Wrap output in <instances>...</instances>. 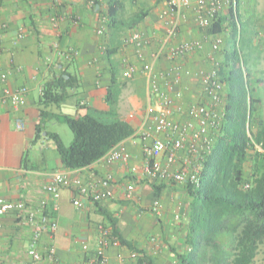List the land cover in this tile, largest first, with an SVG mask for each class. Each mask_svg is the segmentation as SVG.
Here are the masks:
<instances>
[{"label": "crops", "instance_id": "0c3cea01", "mask_svg": "<svg viewBox=\"0 0 264 264\" xmlns=\"http://www.w3.org/2000/svg\"><path fill=\"white\" fill-rule=\"evenodd\" d=\"M121 1V20H129L141 11L147 13L136 29L151 36L148 50H155L164 34L160 14L169 0H153L149 4L145 0ZM135 3L137 9L129 10V5ZM101 4L98 12L99 6L95 9L90 0H1L0 74L6 73L7 78L0 77V94L5 88L13 91L27 87V92L18 106L9 101L0 102V197L24 201L37 210L44 231L35 245L43 256L37 261L29 253L33 246V226L22 224L17 211L8 212L0 226V264H48L46 256L52 245L57 249L59 264H98L94 256L99 226L107 224V213L119 220L124 237L133 241L145 257H151L154 264H177L176 253L186 249L184 240L190 199L183 184L156 182L140 175L135 197L127 199L125 196L126 186L133 178L131 167L143 161V143L137 131L143 122L149 96L135 45L124 42V38L136 29L121 31L115 42L109 34L99 35L97 31L107 11L106 2L101 1ZM197 27L191 9L174 41L204 40V50L179 60L192 70L209 66L206 60L213 40V36L203 37ZM114 48L116 50L110 56L108 51ZM66 51L72 54L69 57L63 55ZM131 64H135L138 71L133 77L126 78L124 71ZM170 64L162 58L158 67L165 69ZM113 72L119 95L112 111L107 95ZM67 73L76 77L74 82L78 88L60 104L48 106L50 114L43 120L40 101L44 85L59 75L68 76ZM180 86L184 93V108L191 100L201 98L200 85L195 78L185 77ZM85 114L109 120L121 118L135 128V133L124 140L132 153L130 163L116 162L107 166L96 161L88 167L69 170L63 166L58 152L38 151L37 145L45 144L47 133L44 131L41 137L38 136V123L47 131L61 135L57 125L63 121L58 116ZM185 117L180 116L181 119ZM20 123H24L23 129L19 128ZM57 171L85 179L94 174L112 173L114 196L99 203L83 200L82 205L76 207L72 202L73 191L59 187L56 199L50 185ZM157 184L162 187L159 199L164 213L161 217L151 211L152 203L157 199L154 186ZM54 221L58 227L52 233ZM84 244H88L87 250L83 248ZM130 251L125 246H110L107 249L110 264H121L118 254L128 255ZM130 264L148 263L143 256Z\"/></svg>", "mask_w": 264, "mask_h": 264}, {"label": "trees", "instance_id": "16d2710c", "mask_svg": "<svg viewBox=\"0 0 264 264\" xmlns=\"http://www.w3.org/2000/svg\"><path fill=\"white\" fill-rule=\"evenodd\" d=\"M104 1L107 4L105 34L113 42L121 31L136 29L147 16L141 11L129 20H121L122 1ZM239 4L240 0H232L207 28L213 40L216 35L224 37L233 30V41L225 44L224 39L215 53L218 62L215 67L224 84V116L214 132L212 147L197 158V180L183 184L190 199V212L184 240L186 249L176 253L177 264H255L264 245V77L256 73L253 54L258 45L245 27ZM101 5L97 1L94 8L99 6V12ZM115 50L108 54L111 56ZM207 63H210L208 57ZM208 65L203 70L210 69ZM67 75L69 78L59 75L44 85L40 101L43 120L50 114L48 106L60 104L78 88L76 77ZM118 87L113 72L107 95L112 111L118 99ZM58 117L74 134L71 145H65L57 132L47 131L41 123L37 125L38 136L47 132L46 137L54 140L63 166L69 170L92 165L135 133V128L121 118L103 121L91 114ZM154 186L159 199L162 187ZM106 216L111 239L138 252L139 259L144 256L148 264H154L151 257H145L133 241L124 237L119 220L110 213Z\"/></svg>", "mask_w": 264, "mask_h": 264}, {"label": "built area", "instance_id": "2783aa9c", "mask_svg": "<svg viewBox=\"0 0 264 264\" xmlns=\"http://www.w3.org/2000/svg\"><path fill=\"white\" fill-rule=\"evenodd\" d=\"M97 1L104 0H90L92 7H95ZM231 3L232 0H197L196 3L194 0H169L160 14L164 34L155 50H148L152 38L143 30H134L124 38L125 43L135 45V54L146 78L149 96L143 122L137 131L143 143V161L142 164L131 167L133 178L126 186L127 199L135 197L137 178H140V175L156 182L171 181L184 184L187 181L197 180L196 172L199 170L197 158L203 151L210 150L212 147L214 132L220 127L224 116V84L220 81L215 67L218 65L215 53L222 47L224 37L216 35L212 41L208 54L210 62L208 70H192L179 61L187 55L204 50V40L174 41L187 19L188 11L194 10L199 27L207 29L213 24L218 14ZM106 21L105 15L97 31L99 35H105ZM71 54V51L63 52V55L67 57ZM162 58L171 62L165 69L158 67ZM137 71V66L131 64L124 71V77L131 78ZM0 77L5 80L7 74L1 73ZM185 77L195 78L200 82L202 93V97L191 100L187 108H184L182 103L184 93L180 86ZM26 92L27 87H20L13 91L5 88L0 94V102L9 101L18 106ZM181 115H185V119H181ZM19 128L23 129L24 123H20ZM131 160L132 153L123 141L98 161L110 166L116 162L128 164ZM59 187L70 188L74 193L73 204L80 207L83 200L96 203L113 198L114 176L112 173L101 176L94 174L85 179L82 176L72 175L70 172L57 171L53 174L50 185V191L56 199L59 197ZM11 211L20 213L22 224L33 226V246L29 253L35 260L41 261L43 256L35 247L44 231L43 224L38 220V211L30 208L24 201H11L0 197V226L3 217ZM151 211L156 216L163 215L164 209L160 199L154 200ZM57 227L58 224L54 221L51 224L52 233L57 230ZM99 232L94 260L98 264H110L107 249L110 246H121V243L111 239L110 227L101 224ZM83 248L87 250L88 244H84ZM139 256L136 251H130L128 255L120 252L118 259L121 264H130L138 260ZM46 258L48 264L60 263L55 245L49 248Z\"/></svg>", "mask_w": 264, "mask_h": 264}, {"label": "rangeland", "instance_id": "374dc122", "mask_svg": "<svg viewBox=\"0 0 264 264\" xmlns=\"http://www.w3.org/2000/svg\"><path fill=\"white\" fill-rule=\"evenodd\" d=\"M148 4L152 3L153 0H145ZM146 3V4H147ZM138 4L129 5V10L137 9ZM239 11L242 15V20L245 23V27L249 28L250 36H255V44L258 45V50L253 54V60L256 62L257 74L261 75L263 73L264 77V0H240ZM201 35H209V31L203 29H196ZM210 36V35H209ZM233 30L230 29L227 33L224 34V42L231 43L233 41ZM207 63V60H206ZM209 64V63H207ZM262 76V75H261ZM75 99V98H74ZM76 100V99H75ZM103 121H108L107 118H100ZM57 130L60 132V136L65 145L69 146L74 140V134L70 127L61 122L57 125ZM38 151L44 149L49 151L51 154H57L56 144L53 139L46 137L44 145H37ZM255 264H264V245L261 247L259 255L257 257Z\"/></svg>", "mask_w": 264, "mask_h": 264}, {"label": "water", "instance_id": "95a60500", "mask_svg": "<svg viewBox=\"0 0 264 264\" xmlns=\"http://www.w3.org/2000/svg\"><path fill=\"white\" fill-rule=\"evenodd\" d=\"M68 78V76H66Z\"/></svg>", "mask_w": 264, "mask_h": 264}]
</instances>
